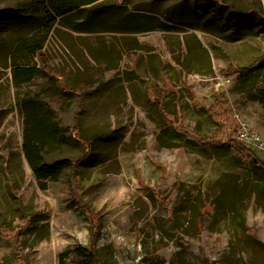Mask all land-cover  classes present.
<instances>
[{
	"label": "rangeland",
	"instance_id": "1",
	"mask_svg": "<svg viewBox=\"0 0 264 264\" xmlns=\"http://www.w3.org/2000/svg\"><path fill=\"white\" fill-rule=\"evenodd\" d=\"M36 1L0 0V10ZM92 1L84 8H109L59 19L46 63L29 48L45 30L0 28V264H59L64 253L78 264L73 251L92 243L103 264H264V169L229 143L241 125L264 139V93L242 90L237 76L264 57V0H223L251 12L236 38L197 0ZM14 62L40 74L17 86ZM25 98L83 143L110 136L92 143L78 184L66 173L41 189L23 148ZM156 103L220 142L175 134ZM214 112L228 114L226 129ZM83 154L70 138L44 158Z\"/></svg>",
	"mask_w": 264,
	"mask_h": 264
},
{
	"label": "trees",
	"instance_id": "2",
	"mask_svg": "<svg viewBox=\"0 0 264 264\" xmlns=\"http://www.w3.org/2000/svg\"><path fill=\"white\" fill-rule=\"evenodd\" d=\"M92 3V0H41L34 3H23L15 8L0 10V28L8 26L9 24H15L45 30L46 35L35 39L29 48L32 54H40L42 63H46L47 61L44 59L41 51L44 49L47 35L60 23L59 19L64 20L68 14L76 11H82L88 18H93L109 8L104 6H98L88 10L84 8ZM194 6L196 11H203V8H206L208 10L206 16L216 20L222 29H231L230 36H235V38L236 36H240L243 24H246L251 14L249 11L245 13L241 12L223 0H197ZM258 14L261 15L259 18L264 21V16L260 10ZM8 16L12 17L6 20L5 18ZM149 19L152 20L153 18ZM155 21L156 24H162L158 19H155ZM12 66L13 79L17 86L30 83L40 74L36 66H32L29 62L24 64L14 62ZM263 70L264 57L250 66L241 67L237 71L241 89L264 93ZM156 104L164 124L171 126L175 134L180 137L186 138L193 143L203 142L205 145H214L220 142L217 137H214L211 141H207L194 131H189L178 121L173 120L171 114L166 112L160 103ZM20 106L26 115L23 145L25 156L41 189L46 190L48 182H57L66 173V182L69 186L72 187L73 184H78L79 172H77V167L87 164L90 159L95 157L92 143L96 140H106L110 136L101 137L103 139H99L97 136L92 137L86 143H83L82 137H78L75 135L76 132L74 133L75 126L70 130V137L65 134L53 110L47 109L46 111H41L34 101L29 98L23 99ZM210 116L219 128H227L229 117L226 112L221 114L214 112L210 113ZM70 138L75 143L83 146L84 154L82 157L59 158L53 162H47L45 160V154L57 151ZM229 143L235 148L238 154L241 155L247 152L246 156L251 158L258 167L264 169V165L259 160L255 151L248 149L243 143L235 141L234 139H229ZM73 252L79 258L78 264H103L100 253L94 243H92L91 248L80 246L76 247ZM67 257L68 255L66 253L61 254L59 256V264H66L65 259Z\"/></svg>",
	"mask_w": 264,
	"mask_h": 264
},
{
	"label": "built area",
	"instance_id": "3",
	"mask_svg": "<svg viewBox=\"0 0 264 264\" xmlns=\"http://www.w3.org/2000/svg\"><path fill=\"white\" fill-rule=\"evenodd\" d=\"M237 140L257 152L264 154V139L257 132L241 125L237 132Z\"/></svg>",
	"mask_w": 264,
	"mask_h": 264
},
{
	"label": "bare ground",
	"instance_id": "4",
	"mask_svg": "<svg viewBox=\"0 0 264 264\" xmlns=\"http://www.w3.org/2000/svg\"><path fill=\"white\" fill-rule=\"evenodd\" d=\"M26 166H27V169H28V171H29V172H31V169H30L31 167L29 168V166H28V165H26Z\"/></svg>",
	"mask_w": 264,
	"mask_h": 264
}]
</instances>
